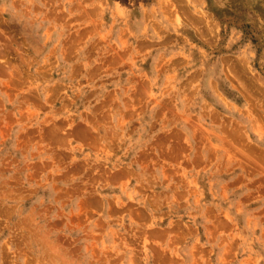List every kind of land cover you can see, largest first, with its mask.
Masks as SVG:
<instances>
[{
  "label": "rangeland",
  "instance_id": "374dc122",
  "mask_svg": "<svg viewBox=\"0 0 264 264\" xmlns=\"http://www.w3.org/2000/svg\"><path fill=\"white\" fill-rule=\"evenodd\" d=\"M0 264H264V0H0Z\"/></svg>",
  "mask_w": 264,
  "mask_h": 264
}]
</instances>
